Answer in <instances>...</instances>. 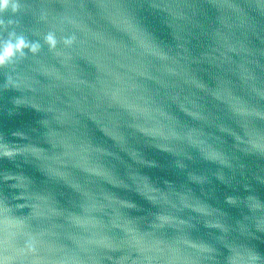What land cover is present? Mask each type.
<instances>
[{"label": "water", "instance_id": "water-1", "mask_svg": "<svg viewBox=\"0 0 264 264\" xmlns=\"http://www.w3.org/2000/svg\"><path fill=\"white\" fill-rule=\"evenodd\" d=\"M18 38L0 264H264V0H8Z\"/></svg>", "mask_w": 264, "mask_h": 264}, {"label": "clouds", "instance_id": "clouds-1", "mask_svg": "<svg viewBox=\"0 0 264 264\" xmlns=\"http://www.w3.org/2000/svg\"><path fill=\"white\" fill-rule=\"evenodd\" d=\"M7 3L8 0H0V7L6 6ZM23 43L24 41L22 38H18L14 43L11 41L6 42L2 50H0V62H3L6 58L12 55L14 49L19 50Z\"/></svg>", "mask_w": 264, "mask_h": 264}]
</instances>
